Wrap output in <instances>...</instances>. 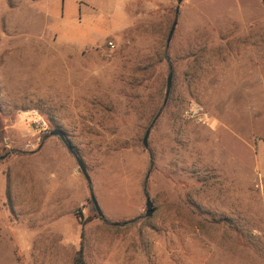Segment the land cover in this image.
I'll return each mask as SVG.
<instances>
[{
    "label": "rangeland",
    "instance_id": "obj_1",
    "mask_svg": "<svg viewBox=\"0 0 264 264\" xmlns=\"http://www.w3.org/2000/svg\"><path fill=\"white\" fill-rule=\"evenodd\" d=\"M63 2L73 0H0V264H72L80 250L75 226L45 241L26 221L37 209L24 206L22 155L54 130L97 201L94 180L104 195L108 178L146 166L152 217L146 196L125 226L97 217L91 196L76 209L80 223L97 220L85 230L90 260L110 247L125 250L121 264H246L264 238V80L249 79L264 73L262 0H184L178 13V0H78L72 19ZM15 78L23 94L11 93ZM197 107L206 123L188 115Z\"/></svg>",
    "mask_w": 264,
    "mask_h": 264
},
{
    "label": "crops",
    "instance_id": "obj_2",
    "mask_svg": "<svg viewBox=\"0 0 264 264\" xmlns=\"http://www.w3.org/2000/svg\"><path fill=\"white\" fill-rule=\"evenodd\" d=\"M61 5L65 16L67 11L72 12L74 10V13H71V19L77 15L80 9L78 0H73L69 10H65L64 2ZM91 32L90 30V34ZM3 67L0 71V83L4 88L7 84L2 76ZM257 78L264 80V73L252 75L249 79L255 80ZM14 81L16 82L14 87L10 88L12 89L11 93L14 95L23 94V89L20 85L17 86L16 78ZM24 113H28V111ZM12 125L14 128H19L16 123ZM256 146L258 162L264 167V143ZM24 152H26L22 155L24 156V166L21 171L24 206L28 209H37L36 215L27 217V223L36 222L39 229L43 230L40 239L45 241L51 238L52 233L59 229L58 227L65 230L75 226V230L77 228L80 230V237L82 238V232L84 231L85 233L86 225L97 222V220L80 223L76 216L77 208L88 206L91 190L87 179L77 173L73 157L66 150L60 139L52 135L43 138L36 149L25 150ZM10 158L12 159L11 161L8 160L10 164L17 162L15 161L17 160L15 155L11 154ZM115 164L119 163H113V165L111 163L110 166L112 167ZM122 164L126 166L124 162ZM145 170L146 166L143 164L141 169L137 167L135 170L137 172L135 176L137 177L126 179L124 172L121 176L116 174L117 177L108 178L106 182L108 193L106 192L104 195H100L96 186L97 181H93L99 206L108 220L114 222L131 221L141 214L146 196L142 177L145 174ZM14 178L16 177L13 175ZM63 237H65L64 232ZM123 252L125 253L123 249H110V247H107L102 250L101 259L95 260H90L85 253L86 264H121L120 258L123 256ZM249 252L251 254L247 256L246 264H264V238H261L260 250L252 249ZM97 256L99 255H96L95 258ZM242 261L239 256L231 259V262H235V264H243L241 263ZM72 264H74V260Z\"/></svg>",
    "mask_w": 264,
    "mask_h": 264
},
{
    "label": "water",
    "instance_id": "obj_3",
    "mask_svg": "<svg viewBox=\"0 0 264 264\" xmlns=\"http://www.w3.org/2000/svg\"><path fill=\"white\" fill-rule=\"evenodd\" d=\"M184 0H178V8H177V13L179 12V8H180V5L181 3L183 2ZM262 2L264 3V0H262ZM176 25H177V20L174 22L171 30H170V33L168 35V39H167V45L169 46L171 40H172V37L174 35V32H175V28H176ZM173 78H174V70H173V66L172 64L170 65V73L168 75V79H167V91H166V98H165V102H164V106L166 105L169 97H170V94H171V90H172V85H173ZM160 113L157 115V117L155 118V120L153 121V123L151 124V126L148 128V130L146 131V134H145V137H144V140H143V143H144V146L146 148L149 147V136H150V133H151V130H152V127L155 123V121L157 120V118L159 117ZM52 136H59L63 142L65 143V145L68 147V149L71 151V153H73L77 159V162H78V165H79V168L82 172V174L84 175V177L87 179V181L89 183H91V177L87 171V168L84 164V162L81 160V158H79L75 152V150L73 149V147L66 141L65 139V136H64V132L61 131V130H54L52 133H51ZM148 177H149V173L147 175V178L146 180H148ZM145 195H146V213L145 215H143V218H150L154 215L155 213V207H154V203L150 197V195L147 193V187L145 186ZM91 199L92 201L94 202V204L96 205L97 209H98V214L100 217H103V212L99 206V203L96 199V196L94 193H91ZM142 217H138L137 219H134L132 221H126V222H113L111 223L112 225L114 226H125L127 224H129L130 222H133V221H136L138 219H140ZM106 223H109V221H106Z\"/></svg>",
    "mask_w": 264,
    "mask_h": 264
},
{
    "label": "trees",
    "instance_id": "obj_4",
    "mask_svg": "<svg viewBox=\"0 0 264 264\" xmlns=\"http://www.w3.org/2000/svg\"><path fill=\"white\" fill-rule=\"evenodd\" d=\"M2 65V59L0 60V66ZM90 185V190L91 193H93V187H92V183H89ZM7 198L9 200V203H12V197H11V193H10V188H7ZM91 209L92 211L96 214L97 217L101 218L104 221H107V218L105 217V215H103V217H100L98 214V209L96 207V205L94 204V202L91 199ZM11 210L13 211V207L11 204ZM84 231L82 232V245L80 250L77 252L75 258H74V264H86V259H85V251H84Z\"/></svg>",
    "mask_w": 264,
    "mask_h": 264
},
{
    "label": "built area",
    "instance_id": "obj_5",
    "mask_svg": "<svg viewBox=\"0 0 264 264\" xmlns=\"http://www.w3.org/2000/svg\"><path fill=\"white\" fill-rule=\"evenodd\" d=\"M110 44L113 45V43H110ZM36 114L37 113L35 112V115ZM188 115L192 117H196L198 121L203 122V123H206L208 121V114L203 107H197V108H193L189 110ZM33 123L38 124L39 121L34 120Z\"/></svg>",
    "mask_w": 264,
    "mask_h": 264
}]
</instances>
